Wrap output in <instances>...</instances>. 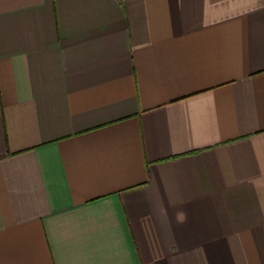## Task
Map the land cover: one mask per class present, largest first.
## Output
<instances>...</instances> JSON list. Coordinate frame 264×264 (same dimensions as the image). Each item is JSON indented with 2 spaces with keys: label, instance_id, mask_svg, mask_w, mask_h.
I'll return each mask as SVG.
<instances>
[{
  "label": "crops",
  "instance_id": "crops-1",
  "mask_svg": "<svg viewBox=\"0 0 264 264\" xmlns=\"http://www.w3.org/2000/svg\"><path fill=\"white\" fill-rule=\"evenodd\" d=\"M0 264H264V0H0Z\"/></svg>",
  "mask_w": 264,
  "mask_h": 264
}]
</instances>
